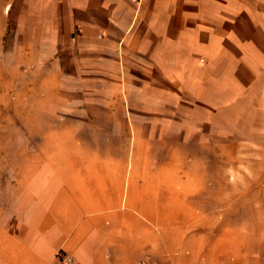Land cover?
Segmentation results:
<instances>
[{"label":"crops","instance_id":"crops-1","mask_svg":"<svg viewBox=\"0 0 264 264\" xmlns=\"http://www.w3.org/2000/svg\"><path fill=\"white\" fill-rule=\"evenodd\" d=\"M3 62L0 264H242L197 224L210 158L264 190V0H0Z\"/></svg>","mask_w":264,"mask_h":264},{"label":"rangeland","instance_id":"rangeland-1","mask_svg":"<svg viewBox=\"0 0 264 264\" xmlns=\"http://www.w3.org/2000/svg\"><path fill=\"white\" fill-rule=\"evenodd\" d=\"M9 63H0V70H8ZM10 127L0 124V134L8 132ZM25 128V127H23ZM229 149H233L229 148ZM225 189H217V183L222 182V174L218 175L216 160L210 158V185L211 189L208 191L210 201L213 199L223 198L225 206H216L215 212L223 214L222 220H211L207 223H198L199 228L207 225L208 229L225 230L227 236L224 244L226 246L240 244L242 246V264H247L250 261V253L259 252L262 256L264 252V190L258 188L256 180L250 179V175H237L239 178L234 180L235 175L232 173L230 163L226 161ZM237 182L240 190H234L232 182ZM214 186V188H212ZM200 198V197H199ZM236 201V205L235 204ZM240 201V204H237ZM213 205L210 206L213 211ZM211 211V212H212ZM195 227L194 229H197ZM206 228V226H205ZM236 232V238L230 233ZM230 232V233H229ZM261 252V254H260Z\"/></svg>","mask_w":264,"mask_h":264},{"label":"built area","instance_id":"built-area-1","mask_svg":"<svg viewBox=\"0 0 264 264\" xmlns=\"http://www.w3.org/2000/svg\"><path fill=\"white\" fill-rule=\"evenodd\" d=\"M131 1L134 2V3H138L140 0H131ZM63 262L65 264H70L71 263V260L70 259H63Z\"/></svg>","mask_w":264,"mask_h":264}]
</instances>
